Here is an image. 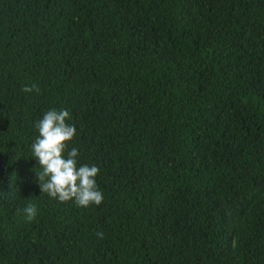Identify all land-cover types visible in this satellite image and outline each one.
I'll list each match as a JSON object with an SVG mask.
<instances>
[{
    "label": "trees",
    "instance_id": "16d2710c",
    "mask_svg": "<svg viewBox=\"0 0 264 264\" xmlns=\"http://www.w3.org/2000/svg\"><path fill=\"white\" fill-rule=\"evenodd\" d=\"M50 109L99 206L40 192ZM0 264H264V0H0Z\"/></svg>",
    "mask_w": 264,
    "mask_h": 264
},
{
    "label": "clouds",
    "instance_id": "9594fccd",
    "mask_svg": "<svg viewBox=\"0 0 264 264\" xmlns=\"http://www.w3.org/2000/svg\"><path fill=\"white\" fill-rule=\"evenodd\" d=\"M24 92H39V87L33 84L25 86ZM69 118L67 110L50 109L42 118L35 122L38 132L31 145L33 159L42 169L36 177L41 193L58 199L60 202L74 201L79 207L91 204L99 206L103 202V193L98 189L95 177L99 173L96 166H77L78 149L72 148L64 155L67 142L76 133L74 124L66 123ZM23 212L26 219L31 221L37 214L34 204L29 203ZM103 238V233H97Z\"/></svg>",
    "mask_w": 264,
    "mask_h": 264
}]
</instances>
